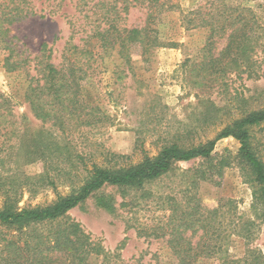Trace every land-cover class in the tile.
Listing matches in <instances>:
<instances>
[{"label":"rangeland","instance_id":"obj_1","mask_svg":"<svg viewBox=\"0 0 264 264\" xmlns=\"http://www.w3.org/2000/svg\"><path fill=\"white\" fill-rule=\"evenodd\" d=\"M12 1L24 0H0V11L4 6H9L6 10L13 8ZM25 1L28 12L7 26L6 39L11 41L14 59H27L28 67L7 70L4 64L10 50L0 35V92L13 100L17 121L15 135H0V184L7 183L5 187L9 188L14 182L21 207L47 205L58 195L71 191L68 186L58 185L57 190L48 187L30 192L27 182L43 171V162L31 161L27 153L36 137L60 135V131L51 123L36 119L24 95L42 45L47 43L52 48L53 62L58 65L70 43L84 44L94 18L90 10L93 0H88L89 6L81 10L77 0ZM225 1L253 10L257 26L261 25L257 33L262 34L260 40L264 44V0ZM143 2L124 14L123 24L129 28L145 24L147 10ZM160 3L165 6L156 27L162 46L155 49L149 61L136 52L129 69L116 52L103 55L96 40L87 45L99 54L91 62L85 94L109 117L105 125L82 126L68 137L88 167L94 161L116 162L119 166L137 164L146 155H157L171 142L198 145L215 139L249 113L264 111V46H259L254 54L258 67L253 74L234 66L223 76L212 75L206 63L211 52L217 55L225 46L226 39H217L215 49H210V29L188 27L185 15L201 5L206 12L212 5H219L220 0ZM194 17L190 15L191 19ZM248 129L251 147L264 162V122ZM240 147V141L232 136L219 139L211 159L180 161L173 171L142 191L106 187L72 209L70 217L112 253L104 263L101 256H92L91 264H178V255L169 245L177 237L178 209L186 208L190 202L207 210L220 209L222 205L227 210L228 201H232L231 210L223 221L231 229L235 224L239 228L230 232L222 256L200 257L197 264H223L226 257L242 258L248 248L256 249L264 260V185L254 181L252 168ZM2 191L0 208L4 201ZM246 224L253 231L249 241L240 234ZM8 237L22 244L26 236L12 230ZM185 237L192 239L193 246L207 238L202 230L196 235L189 230Z\"/></svg>","mask_w":264,"mask_h":264},{"label":"trees","instance_id":"obj_2","mask_svg":"<svg viewBox=\"0 0 264 264\" xmlns=\"http://www.w3.org/2000/svg\"><path fill=\"white\" fill-rule=\"evenodd\" d=\"M93 1L90 10L94 18L89 23L90 33L83 39L84 44L70 43L64 50L62 62L57 65L53 62L52 48L44 43L41 55L35 59L32 68L35 73L30 74L24 95L34 117L43 123H51L60 131V135L50 133L48 137H36L27 153L31 161L43 162V171L30 177L27 182L30 192L36 193L48 187L57 190L58 185L68 186L71 191L58 195L55 201L47 205L21 207L20 194L14 182L9 184V188L5 187L7 183L0 184L4 196L0 208V229L7 230L6 234L0 230V264H91L92 256H101L104 263L112 253L101 243L95 242L81 224L70 217L69 212L106 187L142 191L149 183L173 171L180 161L211 159L216 142L222 138L232 136L240 141V152L252 168L254 181L264 185V162L251 147L248 129L264 122V111L249 113L226 127L215 139L198 145L185 146L171 142L164 145L157 155H146L137 164L119 166L116 162L94 161L88 167L84 156L74 149L68 137L72 135V130L82 126L105 125L109 117L85 94L91 62L99 54L87 45L96 40L103 55L116 52L129 69L136 52L143 60L149 61L155 49L162 46L156 26L165 6L160 0H144L147 10L145 24L129 28L122 20L141 0ZM12 3H15L13 8L6 10L9 6H4L5 9L0 11V35L10 50L4 64L8 71L29 66L27 59H14L11 41L6 39L7 26L20 20L23 12H28L25 0ZM87 6L88 0H77L80 10ZM190 15L195 17L191 19ZM185 18L190 28L210 29L207 44L210 49H215L217 39H226L225 46L217 55L211 52L210 61L206 63L210 74L223 76L234 66L242 67L249 74L255 72L258 65L254 54L264 44L260 40L262 34L257 33L261 25L257 26V16L250 7L220 0L219 5H212L206 12L202 5L199 6ZM16 124L13 100L0 92V135H15ZM261 191L264 194V186ZM226 203L230 206L227 210H223V205L220 209L207 210L200 204L191 205L190 202L186 208L178 209L177 237L169 243L178 255V264H197L200 257L223 255L230 232H237L239 228L237 224L232 229L227 222L225 225L223 217H226L225 213L229 214L232 201ZM242 228L244 230L239 231L240 234L249 241L253 236L250 224ZM12 230L26 236L22 244L8 237ZM189 230L193 235L202 230L207 236L206 241L200 240L193 246L192 239L185 237ZM223 264H264V260L256 249L248 248L242 258L226 257Z\"/></svg>","mask_w":264,"mask_h":264}]
</instances>
